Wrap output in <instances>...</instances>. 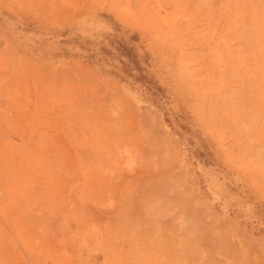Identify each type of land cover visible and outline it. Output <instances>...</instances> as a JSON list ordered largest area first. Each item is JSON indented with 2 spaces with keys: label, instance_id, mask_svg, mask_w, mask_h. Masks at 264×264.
Wrapping results in <instances>:
<instances>
[{
  "label": "rangeland",
  "instance_id": "1",
  "mask_svg": "<svg viewBox=\"0 0 264 264\" xmlns=\"http://www.w3.org/2000/svg\"><path fill=\"white\" fill-rule=\"evenodd\" d=\"M0 264H264V0H0Z\"/></svg>",
  "mask_w": 264,
  "mask_h": 264
},
{
  "label": "bare ground",
  "instance_id": "2",
  "mask_svg": "<svg viewBox=\"0 0 264 264\" xmlns=\"http://www.w3.org/2000/svg\"><path fill=\"white\" fill-rule=\"evenodd\" d=\"M219 260L224 261V260H222V259H219Z\"/></svg>",
  "mask_w": 264,
  "mask_h": 264
}]
</instances>
